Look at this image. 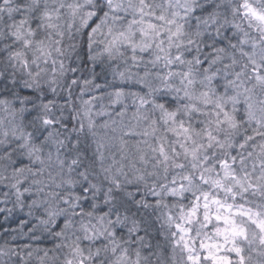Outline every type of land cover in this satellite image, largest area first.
<instances>
[{"label":"snow or ice","instance_id":"obj_1","mask_svg":"<svg viewBox=\"0 0 264 264\" xmlns=\"http://www.w3.org/2000/svg\"><path fill=\"white\" fill-rule=\"evenodd\" d=\"M0 205V264H264V0H0Z\"/></svg>","mask_w":264,"mask_h":264},{"label":"trees","instance_id":"obj_2","mask_svg":"<svg viewBox=\"0 0 264 264\" xmlns=\"http://www.w3.org/2000/svg\"><path fill=\"white\" fill-rule=\"evenodd\" d=\"M3 205H0L2 207ZM5 214L0 213V238H3V234L5 232H11L13 229H18L19 228V221L20 220H25L28 219V217L19 211L14 213L13 215L9 216L7 220L4 218ZM24 231H27V228L24 229ZM14 234V233H13ZM10 239V237H8ZM21 243L25 242L23 238L20 239ZM43 246H51V241L48 240L44 243Z\"/></svg>","mask_w":264,"mask_h":264}]
</instances>
